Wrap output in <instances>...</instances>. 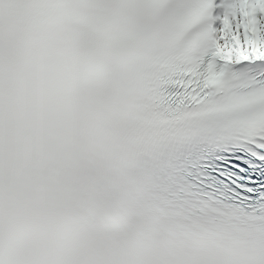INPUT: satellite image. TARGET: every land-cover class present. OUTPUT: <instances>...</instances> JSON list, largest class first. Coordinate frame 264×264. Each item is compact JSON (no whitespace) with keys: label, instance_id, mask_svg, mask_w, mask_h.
<instances>
[{"label":"snow or ice","instance_id":"6c2138e0","mask_svg":"<svg viewBox=\"0 0 264 264\" xmlns=\"http://www.w3.org/2000/svg\"><path fill=\"white\" fill-rule=\"evenodd\" d=\"M0 264H264V0H0Z\"/></svg>","mask_w":264,"mask_h":264}]
</instances>
